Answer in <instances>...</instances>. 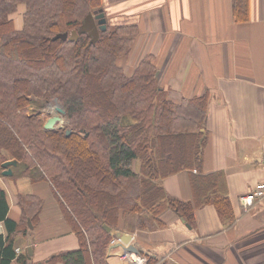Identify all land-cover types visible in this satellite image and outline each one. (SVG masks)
I'll return each instance as SVG.
<instances>
[{
  "label": "crops",
  "instance_id": "0c3cea01",
  "mask_svg": "<svg viewBox=\"0 0 264 264\" xmlns=\"http://www.w3.org/2000/svg\"><path fill=\"white\" fill-rule=\"evenodd\" d=\"M99 5L109 25L135 29L129 55L119 60L125 75L149 56L168 100L205 103L198 131L160 136L148 161L131 164L149 188L156 185L189 203L192 221L167 209L160 216L162 228L127 232L131 244L161 264H264V198L251 207L239 199L263 178L264 0H99ZM26 167L16 162L10 176L0 172L8 217L18 225L9 264H62L50 259L78 248V240L49 183L35 170L26 175ZM18 194L43 202L32 224V255L24 263L17 261L27 253ZM221 197L230 203L232 222L213 205ZM0 236H7L4 225ZM124 252L116 241L109 243L106 263L128 264L121 259Z\"/></svg>",
  "mask_w": 264,
  "mask_h": 264
},
{
  "label": "trees",
  "instance_id": "16d2710c",
  "mask_svg": "<svg viewBox=\"0 0 264 264\" xmlns=\"http://www.w3.org/2000/svg\"><path fill=\"white\" fill-rule=\"evenodd\" d=\"M24 5L22 26L9 18ZM99 0H0V172L6 160L41 170L73 230L78 248L62 251L51 261L62 264H107L112 237L102 225L132 233L164 226L167 209L191 222L193 208L148 186L134 160L146 162L163 135L198 131L205 118L204 100L174 103L156 82V67L147 56L125 75L117 60L130 53L135 29L106 26L91 43L88 34L74 42L53 40L58 33L77 30L83 18L98 12ZM63 107L71 133L43 131V116L35 104L53 100ZM171 144V143H170ZM43 202L33 194H18L22 234L26 221L36 222ZM218 214L232 222L227 198H216ZM5 191L0 188V264L14 258L18 227L9 217ZM147 214L148 217H144ZM146 264H161L141 254ZM28 254L18 256L24 263Z\"/></svg>",
  "mask_w": 264,
  "mask_h": 264
},
{
  "label": "water",
  "instance_id": "95a60500",
  "mask_svg": "<svg viewBox=\"0 0 264 264\" xmlns=\"http://www.w3.org/2000/svg\"><path fill=\"white\" fill-rule=\"evenodd\" d=\"M106 29V19L102 10L100 9L98 12L88 13L82 20L80 27L77 30H72L69 34L67 32L58 33L53 37V40L60 39L61 41H70L74 42L78 39L79 35L88 34L91 37V43H95L99 36V31H104ZM54 113L50 115L46 121L43 123L42 130L43 131H58L62 128L63 119L60 117L64 115L65 111L62 106L54 100ZM66 135L69 134V130H67ZM15 161H5L1 164V168L3 169L1 174L3 176H10L11 169L10 166L15 165ZM182 221H184L182 219ZM27 232H26V251L29 256L32 255V239H31V230L33 228L31 224V220L27 219ZM102 228L109 233V235L117 241L118 244L125 247L126 250L130 253L139 254L138 250L131 244L133 236L132 234H128L119 230H113L106 225H102Z\"/></svg>",
  "mask_w": 264,
  "mask_h": 264
},
{
  "label": "rangeland",
  "instance_id": "374dc122",
  "mask_svg": "<svg viewBox=\"0 0 264 264\" xmlns=\"http://www.w3.org/2000/svg\"><path fill=\"white\" fill-rule=\"evenodd\" d=\"M23 12H24V5L23 4H21V5H19L18 7H17V9H16V11L14 12V13H12V14H10V16H9V18L13 21V23H14V26H15V28L16 29H20L21 28V26H22V14H23ZM107 25H109L108 23H107V21H106V26ZM111 28L112 27H115V26H120L119 24H117V23H115V24H112V25H109ZM133 43V42H132ZM121 59V57L120 58H118V60H117V62H118V64H119V60ZM40 103V102H39ZM35 104V105H33V107H32V109L34 110V111H39L40 112V114L43 116V123L46 121V119L51 115V114H53V112H54V110H53V108H52V103H51V105H47V104ZM62 119H63V123L61 124L62 125V128L60 129V130H58V131H56V132H60V131H63L64 133L67 131V130H69V134L71 133V128H70V126H69V121H68V119H67V117H66V115H65V113H64V115H61L60 116ZM50 132H55V131H50ZM68 134V135H69ZM65 135H66V133H65ZM67 136V135H66ZM6 161H14V160H6ZM27 168V167H26ZM2 169V168H1ZM37 171L38 172V174L39 175H42V173H41V170H39L38 168H36V169H32V168H27L25 171H26V173H28V174H26V175H29V174H32L33 173V171ZM25 175V176H26ZM31 224H32V222H31ZM26 225H27V221H26ZM33 226V225H32ZM27 229H28V227H27ZM128 254H131L132 255V253H128ZM138 256V255H137ZM133 257H136V255H135V253H134V255H133Z\"/></svg>",
  "mask_w": 264,
  "mask_h": 264
},
{
  "label": "built area",
  "instance_id": "2783aa9c",
  "mask_svg": "<svg viewBox=\"0 0 264 264\" xmlns=\"http://www.w3.org/2000/svg\"><path fill=\"white\" fill-rule=\"evenodd\" d=\"M260 164L263 172V178L253 187V189L246 195L241 196L240 202L245 207H251L256 200H261L264 198V145L262 148V154L260 159ZM2 229V224L0 223V231ZM17 251V250H16ZM121 259L126 261L128 264H146V259L143 256L124 253L121 255Z\"/></svg>",
  "mask_w": 264,
  "mask_h": 264
}]
</instances>
